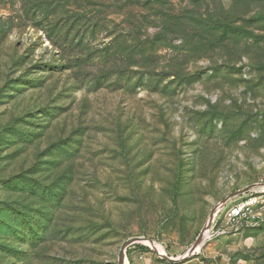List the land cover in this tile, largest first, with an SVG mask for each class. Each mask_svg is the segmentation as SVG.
Instances as JSON below:
<instances>
[{
    "label": "rangeland",
    "instance_id": "374dc122",
    "mask_svg": "<svg viewBox=\"0 0 264 264\" xmlns=\"http://www.w3.org/2000/svg\"><path fill=\"white\" fill-rule=\"evenodd\" d=\"M254 184L264 0H0V264L183 258ZM247 194L263 222L181 264H264Z\"/></svg>",
    "mask_w": 264,
    "mask_h": 264
},
{
    "label": "built area",
    "instance_id": "2783aa9c",
    "mask_svg": "<svg viewBox=\"0 0 264 264\" xmlns=\"http://www.w3.org/2000/svg\"><path fill=\"white\" fill-rule=\"evenodd\" d=\"M262 204V200L250 194H245L229 202L216 213L212 227L207 234L206 242L227 237L232 232L235 234L245 225L261 224L263 222L260 211Z\"/></svg>",
    "mask_w": 264,
    "mask_h": 264
},
{
    "label": "water",
    "instance_id": "95a60500",
    "mask_svg": "<svg viewBox=\"0 0 264 264\" xmlns=\"http://www.w3.org/2000/svg\"><path fill=\"white\" fill-rule=\"evenodd\" d=\"M262 185L263 184H254V185L248 186L242 190H239V191L231 194L228 198H226V200L221 205H219L217 208H214L211 212V215L209 217L206 228L200 233V235L198 236L195 243L191 246V248L188 250L187 254L183 258H173V257H169L167 254H161L160 251L158 250V248L156 247L155 241H153L151 239H147L145 237H136V238L129 239L122 244V246L120 248L119 255H118V264H126L127 250L131 246H133L135 244H145L146 242L150 243V246H148V247L152 250V252L155 254V256L158 259H161V260H163L169 264H181L183 262H186L190 258H192V257H194L200 253V252H197V249L199 247H201V249H202V247H203L202 245L206 241L207 234L212 227L213 220H214L216 213L220 209L224 208L229 202L247 194L248 192H251L252 190H254L256 188L261 187Z\"/></svg>",
    "mask_w": 264,
    "mask_h": 264
},
{
    "label": "bare ground",
    "instance_id": "6f19581e",
    "mask_svg": "<svg viewBox=\"0 0 264 264\" xmlns=\"http://www.w3.org/2000/svg\"><path fill=\"white\" fill-rule=\"evenodd\" d=\"M259 189H264V185H262L261 187H259ZM206 242V241H205ZM205 242H204V244L202 245V246H204L205 245ZM149 242H146L145 243V245H149L150 246V243L148 244ZM156 247L158 248V250L160 251V253L161 254H167V253H165V251L156 243ZM200 249H201V247H199L198 249H197V252H199L200 251ZM127 264V263H126Z\"/></svg>",
    "mask_w": 264,
    "mask_h": 264
},
{
    "label": "trees",
    "instance_id": "16d2710c",
    "mask_svg": "<svg viewBox=\"0 0 264 264\" xmlns=\"http://www.w3.org/2000/svg\"><path fill=\"white\" fill-rule=\"evenodd\" d=\"M225 28V27H224ZM141 248H144V249H146V250H148V251H150V249L148 248V247H145V246H140Z\"/></svg>",
    "mask_w": 264,
    "mask_h": 264
}]
</instances>
